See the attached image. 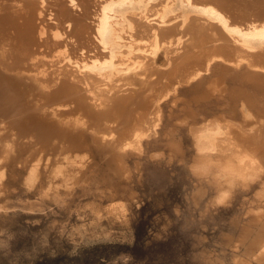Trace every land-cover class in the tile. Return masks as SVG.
I'll return each instance as SVG.
<instances>
[{"label":"bare ground","instance_id":"6f19581e","mask_svg":"<svg viewBox=\"0 0 264 264\" xmlns=\"http://www.w3.org/2000/svg\"><path fill=\"white\" fill-rule=\"evenodd\" d=\"M163 132L207 203L264 200V0H0V210L8 175L39 202L101 184L123 215ZM247 224L233 263L264 264V210Z\"/></svg>","mask_w":264,"mask_h":264},{"label":"rangeland","instance_id":"374dc122","mask_svg":"<svg viewBox=\"0 0 264 264\" xmlns=\"http://www.w3.org/2000/svg\"><path fill=\"white\" fill-rule=\"evenodd\" d=\"M176 120L166 116L165 128ZM163 136L160 157L152 156L150 144L128 158L131 174L119 197L123 215L107 212L101 184L88 192L79 184L71 191L61 187L39 202L35 191L6 175L1 198L11 206L0 210V264H235L233 253L244 250L243 226L264 210V200L248 187L226 202L207 203L210 195H197L188 171L189 146L178 157ZM27 199L39 204L23 208Z\"/></svg>","mask_w":264,"mask_h":264}]
</instances>
